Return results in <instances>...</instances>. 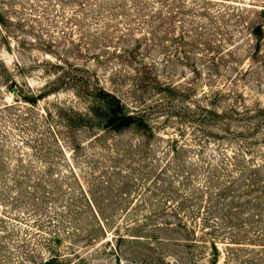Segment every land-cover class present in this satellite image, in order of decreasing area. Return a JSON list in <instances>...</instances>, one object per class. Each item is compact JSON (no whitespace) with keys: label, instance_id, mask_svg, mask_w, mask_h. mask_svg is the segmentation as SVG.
Here are the masks:
<instances>
[{"label":"rangeland","instance_id":"1","mask_svg":"<svg viewBox=\"0 0 264 264\" xmlns=\"http://www.w3.org/2000/svg\"><path fill=\"white\" fill-rule=\"evenodd\" d=\"M98 2L0 0V264H264V0Z\"/></svg>","mask_w":264,"mask_h":264},{"label":"trees","instance_id":"2","mask_svg":"<svg viewBox=\"0 0 264 264\" xmlns=\"http://www.w3.org/2000/svg\"><path fill=\"white\" fill-rule=\"evenodd\" d=\"M172 1L174 0H151L153 4L147 9L151 12H155L158 15V20L160 19V15L162 13L170 15L176 13V15H178L180 12V6ZM141 2L146 3V0H100V2L95 4L93 7L96 12L112 14L123 11L128 8L126 5L129 4L128 6H133V10L141 12L145 10V7L141 4ZM253 30L256 35H259L260 25L255 24ZM11 90L14 91L15 89L11 88ZM95 95L98 101L97 104H99L101 109L100 115L104 127L119 130L131 125H141L142 127L146 126L144 113L141 111V108L139 109L137 106L129 108L130 105L123 102L118 95L111 90L103 88L102 86L97 87ZM47 261L48 259H45L46 264L48 263Z\"/></svg>","mask_w":264,"mask_h":264}]
</instances>
